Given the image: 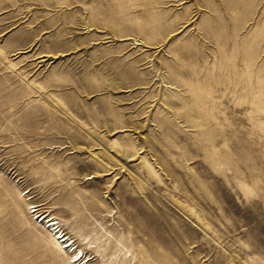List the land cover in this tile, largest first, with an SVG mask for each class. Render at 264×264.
I'll return each mask as SVG.
<instances>
[{
	"label": "rangeland",
	"instance_id": "1",
	"mask_svg": "<svg viewBox=\"0 0 264 264\" xmlns=\"http://www.w3.org/2000/svg\"><path fill=\"white\" fill-rule=\"evenodd\" d=\"M0 264H264V0H0Z\"/></svg>",
	"mask_w": 264,
	"mask_h": 264
},
{
	"label": "bare ground",
	"instance_id": "2",
	"mask_svg": "<svg viewBox=\"0 0 264 264\" xmlns=\"http://www.w3.org/2000/svg\"><path fill=\"white\" fill-rule=\"evenodd\" d=\"M48 227H51V230L54 231L55 235L57 234L56 236L54 235V238H56L57 242L61 243V246L59 247L60 253L63 254L64 250H68V252L69 251L70 252H75V254L72 255L74 257L73 261L81 262L82 258H83L82 252L76 250V247L72 246L71 243H68L69 240H67L66 237L61 233V231L58 230L56 226H54V222L51 221V223L48 225ZM67 248H69V249H67Z\"/></svg>",
	"mask_w": 264,
	"mask_h": 264
},
{
	"label": "built area",
	"instance_id": "3",
	"mask_svg": "<svg viewBox=\"0 0 264 264\" xmlns=\"http://www.w3.org/2000/svg\"><path fill=\"white\" fill-rule=\"evenodd\" d=\"M34 211V210H33Z\"/></svg>",
	"mask_w": 264,
	"mask_h": 264
}]
</instances>
